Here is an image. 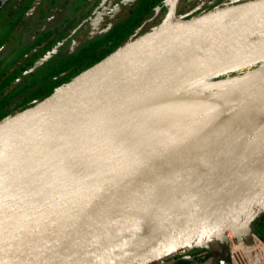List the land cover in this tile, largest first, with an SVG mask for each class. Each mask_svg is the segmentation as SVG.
<instances>
[{
    "label": "water",
    "instance_id": "95a60500",
    "mask_svg": "<svg viewBox=\"0 0 264 264\" xmlns=\"http://www.w3.org/2000/svg\"><path fill=\"white\" fill-rule=\"evenodd\" d=\"M157 27L1 119L0 162L139 96L168 63L264 43V0L175 15L171 28ZM13 210L0 213V264H148L216 239L224 241V259L231 234L242 225L255 232L250 226L264 213V75L185 150L67 212L35 220L22 239Z\"/></svg>",
    "mask_w": 264,
    "mask_h": 264
},
{
    "label": "bare ground",
    "instance_id": "6f19581e",
    "mask_svg": "<svg viewBox=\"0 0 264 264\" xmlns=\"http://www.w3.org/2000/svg\"><path fill=\"white\" fill-rule=\"evenodd\" d=\"M176 2L157 30L171 28L167 22ZM260 61L262 42L217 48L210 55L194 52L183 66L168 63L139 96L0 162V213L14 207L16 234L22 239L35 220L67 212L182 152L264 75ZM238 69L239 75L231 74ZM223 73L228 75L207 79ZM236 235V247L247 245L260 253L254 232L242 225ZM249 260L258 264L253 256Z\"/></svg>",
    "mask_w": 264,
    "mask_h": 264
},
{
    "label": "flooded vegetation",
    "instance_id": "af4514ba",
    "mask_svg": "<svg viewBox=\"0 0 264 264\" xmlns=\"http://www.w3.org/2000/svg\"><path fill=\"white\" fill-rule=\"evenodd\" d=\"M109 1L110 0H100L93 7V9H91L90 12H87L89 0H0V56L8 47H12L13 45L15 46L21 39L22 34L28 31V28H33V36L26 38L24 42L22 41V43H20L21 45L16 47L18 50L16 52L17 54L15 53L13 59L10 60L3 69L0 70V82L2 81V78L6 76H8V79L12 78L10 80V83L15 82L17 84L13 90H15L17 86L29 82L30 79L33 78V76H37L42 71L41 69L43 68V66H46V64L49 63L52 58H55L57 56L59 51L64 48L70 40H74L79 35V29H81L84 24L92 19V17L97 12H99V10ZM173 1L174 0H172L171 2ZM220 3L221 1L216 2L213 6L210 7H215ZM135 4V1L130 2L128 4V7H126L127 4H125L117 13V16L109 22L106 33L104 32L102 35L94 38L92 41L79 47L77 50L70 52V54H68L57 65H55L54 68L50 72H48L41 80L34 81L29 88L30 90L28 94L25 97H21V99L24 100L25 98L27 100L28 98H31L32 95L40 96V94L44 93V91H47L48 81L50 80V78L57 77L58 73L62 77L67 76L70 74V72H75L79 66L82 67V65L86 61H79L77 64L68 69L65 74H61V71L57 72L65 64V61L67 59H69L83 47L89 46L91 43L99 40L100 38H103L105 40L102 42L101 46L109 42H111L112 44L114 41L112 36L113 30L121 22H126L127 19H129L132 15L141 17V13H143L142 6H135ZM66 8H68L70 14L74 16V19H80L76 24L77 26H70V28L65 27L66 20L61 15L62 13H64L63 10ZM136 11L137 13H135ZM145 15L146 14L143 15L142 19L145 17ZM71 23L72 22H70V24ZM129 25L130 24H127L126 28L129 27ZM138 25L136 26V28L138 27ZM136 28L134 31H136ZM130 36H128V38ZM101 46L99 47V49L101 48ZM45 49H47V51ZM44 50L46 52H44ZM39 51H43L42 57L33 62L31 64V67H29L28 69L27 66L30 65V60H32ZM47 55L48 57L37 69L27 73V71L33 68V66L39 60L45 58ZM13 92L14 91L10 92L11 95ZM1 93L2 92H0V96ZM244 236L245 235H243V237ZM244 239L245 241H247V238L244 237ZM219 240V242L221 243V247L224 248L223 239ZM213 241L211 240L208 245L209 247L211 246L213 248L214 246L215 248V243ZM204 250L205 245L195 248L193 251L183 253L196 251L203 252ZM222 252L223 251L221 250V253ZM221 253L217 254V252H215L214 254L210 251V254L215 259V264H220L224 259L228 260L227 257H224L223 259Z\"/></svg>",
    "mask_w": 264,
    "mask_h": 264
},
{
    "label": "rangeland",
    "instance_id": "374dc122",
    "mask_svg": "<svg viewBox=\"0 0 264 264\" xmlns=\"http://www.w3.org/2000/svg\"><path fill=\"white\" fill-rule=\"evenodd\" d=\"M98 1L100 0H89L87 12H90ZM134 1L136 3L135 6H140V7L142 6L143 11L147 9V6H144L146 1L152 2V0H132V1L110 0L99 10V12H97L92 17V19H90L86 24L83 25L81 29H79L80 33L74 40L72 41L70 40L68 44L59 51V53L55 58H52L49 61V63L46 64V66H43V68L41 69L42 71L38 75L36 74L37 76H33V78H31L29 82L19 85L16 87L15 90H12L14 92L12 93L11 96L13 98L12 102L14 103L11 107H8L6 109L7 111H9L8 115H11V113H13L12 111H14L15 109L18 110L26 102V99L24 98V100H22L21 97L23 96L25 97L28 94L30 90L29 88L34 81L41 80L48 72H50L54 68L55 65H57L68 54H70V52L77 50L79 47L87 44L88 42L92 41L94 38L102 35L104 32L106 33L109 22L117 16V13L122 9V7L125 4H127L126 7H128V4ZM171 1L172 0H159V2H157L152 8H150L147 11V13L145 12L146 15L142 19L141 23L139 22L140 24L136 28V31H134L135 33L133 32L132 33L133 35L131 34V36L127 38L126 42L129 40H133L134 38H137L141 35H145L150 31H153L159 25V23H161L163 19L166 18V15H169V13L171 12ZM220 1L221 3L219 5L217 4L215 7L211 8L210 6H213L217 2V0H177L176 7H174L175 9H173L174 11L173 14L171 15L172 18L170 17L167 23H170V26L172 27L175 23V15H176V19L180 20L191 17L193 15H197L199 13L201 14L208 10L219 9L226 6H232L250 0H220ZM63 12L64 13H62L61 16H63L66 20L65 27L70 28V26L71 27L75 26L79 22L80 19L79 18L74 19V16L70 14V12L68 11V8L64 9ZM220 13H223V10H221ZM70 22L72 23L70 24ZM27 30H28L27 32H24V34H22L21 39L17 42L15 46L13 45L12 47L11 46L8 47L7 48L8 50L6 49L5 52L1 54L0 70L3 69L4 66H6L7 63L13 59L15 53L18 51L16 47L21 45L20 43H22V41L24 42L26 38L33 36L32 34L33 28L32 29L28 28ZM110 46H111V42L104 44L103 46H101L99 50L101 51L106 50ZM45 50L47 51V49ZM45 50L44 52H46ZM42 55H43V51H39L37 55L32 60H30L31 61L30 65L27 66V68L29 69V67H31V64L37 61L39 58H41ZM262 62L264 61H260L258 62V64H261ZM79 67L77 70L81 68ZM73 72L72 73L70 72L69 75L73 74ZM231 74L239 75L240 71L238 69L236 71H232ZM227 75L228 74H221L219 76L210 78L209 80L211 81V80L225 78ZM179 89L182 90L180 87ZM250 228L254 229L258 234L256 232L254 233L261 236L264 240L263 225H258V226L251 225ZM210 264H215V259H213ZM220 264H225V262H221Z\"/></svg>",
    "mask_w": 264,
    "mask_h": 264
},
{
    "label": "trees",
    "instance_id": "16d2710c",
    "mask_svg": "<svg viewBox=\"0 0 264 264\" xmlns=\"http://www.w3.org/2000/svg\"><path fill=\"white\" fill-rule=\"evenodd\" d=\"M220 0H217L219 2ZM159 0H152L146 1L144 6H147V9L141 13V17H137L132 15L129 19H127L126 22H121L112 33L113 36V43L109 48L106 50H99V47L101 46L102 42L105 41L103 38H100L99 40L94 41L87 47H83L81 50H79L77 53L72 55L69 59L65 61V64L57 71H61V74H65V72L70 69L73 65L77 64L79 61H86L82 65V67L79 70H76L73 74L67 75L62 77L59 73L57 77H52L48 81V89L47 91H44V93L40 94V96L32 95L31 98H28L26 102L18 109L12 111L15 114L17 112H20L28 107H31L35 105L36 103L40 102L41 100L45 99L46 97L50 96L57 88L61 87L63 84L71 81L73 78L78 76L81 72L88 69L89 67L93 66L98 61L102 60L105 56L116 50L118 47L126 43V40L128 36H130L136 26L141 21L144 14L147 13V11L152 8ZM138 11V10H137ZM137 11L135 13H137ZM146 12V13H145ZM134 13V14H135ZM200 14V13H199ZM130 24L129 27L126 28V25ZM111 38V37H110ZM78 71V72H77ZM12 78L8 79V76L2 78V81L0 82V120L5 118L8 115V112L6 109L8 107H11L14 102H12L11 93L14 87L17 85L15 82L10 83V80ZM22 79V77H21ZM16 104V103H15ZM16 106V105H15ZM255 225H263L264 226V213H262L252 224ZM255 231V230H254ZM256 232V231H255ZM257 233V232H256ZM258 234V233H257Z\"/></svg>",
    "mask_w": 264,
    "mask_h": 264
},
{
    "label": "built area",
    "instance_id": "2783aa9c",
    "mask_svg": "<svg viewBox=\"0 0 264 264\" xmlns=\"http://www.w3.org/2000/svg\"><path fill=\"white\" fill-rule=\"evenodd\" d=\"M254 235L256 237L257 245H261L260 247H258L260 253L256 249H251V247H248L247 245L236 247L237 243L240 241L238 235H234L232 236V238L228 239L226 257L231 264H251L249 260L250 256L256 258L258 260V264H264V240L256 233H254ZM219 241L220 240L213 241L215 243V248L214 246L212 248L211 246L209 247V245H205V250L203 252H182L159 258V264H210L214 259L210 254V251L214 254L215 252H217V254H220L221 250L223 251V248L221 247V243ZM244 248L249 249L250 253L244 251Z\"/></svg>",
    "mask_w": 264,
    "mask_h": 264
}]
</instances>
